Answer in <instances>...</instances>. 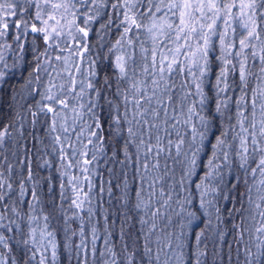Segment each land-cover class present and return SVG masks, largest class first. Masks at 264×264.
<instances>
[{
  "label": "snow or ice",
  "instance_id": "6c2138e0",
  "mask_svg": "<svg viewBox=\"0 0 264 264\" xmlns=\"http://www.w3.org/2000/svg\"><path fill=\"white\" fill-rule=\"evenodd\" d=\"M113 30L114 43L105 57L109 63L101 68L90 36ZM29 36L34 62L30 70L18 71L25 56L9 65L5 53L12 44L23 53L22 38ZM23 71L27 79L21 87L34 100L29 108L33 125L42 114L49 133H56L51 138L59 146L61 175L73 192L71 206L91 205L92 176L107 150L112 159L122 155L118 162L132 169L120 186V250L105 238L104 251L97 253L95 228L89 248L81 224L77 264H89L97 255L103 264H207L206 241L214 234L215 248L225 229L233 241L229 264L233 245L235 264H264V0H0V94ZM218 119L219 134L210 156L201 161ZM11 126L0 127V150L12 135ZM176 163L183 165L179 177ZM27 171L32 181L30 166ZM60 188L63 195V182ZM12 193V183L0 172V264L16 259L2 251L12 252L11 237L4 232L11 233L14 224L20 229L8 215L19 217L6 203ZM30 195L38 201L35 189ZM221 200L230 205L227 212L219 207ZM87 211L91 216V207ZM129 213L143 234L133 244L124 238ZM47 229L45 223L41 240L45 233L53 237ZM36 231L30 223L28 239L19 241L21 264L49 259L58 264V246L49 241V256ZM105 233L112 235L108 226Z\"/></svg>",
  "mask_w": 264,
  "mask_h": 264
},
{
  "label": "trees",
  "instance_id": "16d2710c",
  "mask_svg": "<svg viewBox=\"0 0 264 264\" xmlns=\"http://www.w3.org/2000/svg\"><path fill=\"white\" fill-rule=\"evenodd\" d=\"M94 28L93 31H97ZM115 31L105 35L101 33L100 37L90 36V48L93 59L103 61L99 67L106 68L109 60L107 50L111 44L114 43ZM24 44V52L18 51L17 47L12 46V51L9 53L11 58L9 65H12L14 60L19 56L24 55L25 61L17 66V70H30L33 51H29L33 46L30 44L31 36L27 39L22 38ZM12 43L11 39L8 41ZM39 44V42H37ZM13 49H15L13 51ZM15 53V55H13ZM6 56V55H5ZM86 69V65L84 66ZM218 71L217 64L213 63V73ZM108 75L113 76L111 70ZM27 71H23L22 75L13 76L8 85L5 87L3 94H0V127L11 124L9 131L11 136L6 137V142L3 150H0V172L4 173L6 179H9L13 185V193L10 199L6 200L9 208H15L19 213V217L15 213L9 211V217L20 225V229L15 228L11 233L4 232L6 236L11 237L8 240L11 253H7L6 249H2L9 256H14L15 264H21V257L23 255V245L19 243L22 239H28L29 233V218L31 216L41 218L47 216L45 221L49 230L54 233L56 238L58 264H77L75 259L76 245L79 244L80 225L83 224V229L86 233V240L91 239V230H97L96 235L99 237V242L105 238L114 240L117 245V251L120 250V245L123 243L119 239L120 225L124 223V216L121 210L122 205L119 199L120 186L123 184L124 173L127 172L128 178L132 176L131 167L125 168L118 161L123 160L120 155L116 159H112L111 150L106 151V155H101L98 159L95 175L92 176L93 182V197L91 205L85 204L84 209L80 212L78 217L76 209L70 205L72 199V191L67 186V177L62 176L63 169L60 167L58 145L52 140V135L56 133H49L48 122L41 114L36 118L35 125H33V117L29 112V108L34 104L33 98L29 95L27 87H21L26 83ZM114 79V76H113ZM255 87V84L252 85ZM15 89V92L12 91ZM211 95V90L206 89ZM213 108L212 104L208 105L207 110ZM34 110V108H33ZM233 120L235 123V110L232 111ZM227 126V125H224ZM221 127L219 119L210 134L205 151L201 154L200 160L205 161L210 156L211 144L215 142V136L218 135V129ZM114 144L113 141H110ZM91 147V146H90ZM49 161V164H45ZM171 164V161H170ZM11 166V171H8ZM32 170V181L27 179L28 167ZM175 168L176 176L181 174L182 164L176 163L172 165ZM200 175V169H197L196 174L192 177V183L198 182L197 177ZM251 182V177H249ZM64 183V192L61 194L60 184ZM24 186L25 194L20 196V185ZM103 191H99L100 189ZM35 189L38 196V201H33L30 193ZM87 190V187H85ZM193 195L195 194L194 189ZM243 192V189H241ZM255 198L256 191L253 190ZM91 207L92 212L89 216L87 209ZM219 207L222 211L227 212L230 205L223 200L220 201ZM127 211V209H123ZM108 217L106 224L105 217ZM132 217L124 225L125 240L129 244H133L137 239H142L140 232V224L135 219L134 213H129ZM108 226L111 236L106 237L105 227ZM230 227V226H229ZM0 231H4L0 229ZM226 235L222 242H217L216 247L213 248V243L216 241L214 234H210V238L206 241L208 244V258L207 264H229L228 262V245L232 244V233L225 229ZM75 233V234H74ZM248 234H245L247 239ZM254 239V237H253ZM71 245L69 249L68 245ZM103 244V243H102ZM89 246V245H87ZM104 246V245H103ZM102 246V248H103ZM155 247V245H153ZM91 248V247H90ZM102 248L97 246V253L102 252ZM217 255L213 257V252ZM232 264H235V245L232 251ZM9 264H13V260L9 259ZM51 264V260L46 262ZM89 264H103V257L97 255L95 261L89 258Z\"/></svg>",
  "mask_w": 264,
  "mask_h": 264
},
{
  "label": "rangeland",
  "instance_id": "374dc122",
  "mask_svg": "<svg viewBox=\"0 0 264 264\" xmlns=\"http://www.w3.org/2000/svg\"><path fill=\"white\" fill-rule=\"evenodd\" d=\"M14 45V47L16 48L17 46H16V44H13ZM12 45V46H13ZM15 49H13V51H14ZM9 53L10 52H6L5 53V57H6V59H7V62H8V64H9V62H10V60H11V58H10V56H9ZM72 174L73 175H76V176H79L80 175V173L78 172V171H76V170H72ZM67 180H68V177H67ZM87 185V182H85V186ZM67 186H69V189H70V191H72V189H71V187H70V185L67 183ZM72 195H73V192H72ZM73 197V196H72ZM70 205H71V203H70ZM74 207V206H73ZM73 209H76L75 207L73 208ZM76 211V213H77V215H78V217L80 216V212L82 211V210H78V209H76L75 210ZM32 218H34V216H31L30 218H29V224L31 223L32 224V226L33 227H35L36 228V236H37V239L40 241V243H42L44 246H46L47 248H48V255L50 256V254H51V248H52V246H51V243H49V241L51 240L52 241V243H55L56 244V238H55V235H54V233H53V237H48L47 236V233H45V236H44V238L41 240L40 239V232L41 231H43V229H44V224L46 223L44 220H41V218H38V219H36L35 221H33V219ZM37 218V217H36ZM29 227V226H28ZM47 231L48 232H51L50 230H49V227H48V229H47ZM91 240H92V237H91V239H89V240H87V245H89L88 247L90 248L92 245H91ZM98 244H99V248L101 249L102 248V246H103V244L102 243H100L99 242V239L96 241V247L98 246ZM39 246V245H38ZM102 251H104V246H103V248H102Z\"/></svg>",
  "mask_w": 264,
  "mask_h": 264
}]
</instances>
